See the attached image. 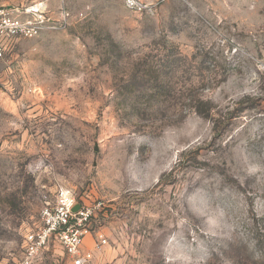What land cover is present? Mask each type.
I'll return each instance as SVG.
<instances>
[{"label": "rangeland", "instance_id": "obj_1", "mask_svg": "<svg viewBox=\"0 0 264 264\" xmlns=\"http://www.w3.org/2000/svg\"><path fill=\"white\" fill-rule=\"evenodd\" d=\"M0 1L58 24L0 57V264L60 188L89 264H264V0Z\"/></svg>", "mask_w": 264, "mask_h": 264}, {"label": "built area", "instance_id": "obj_2", "mask_svg": "<svg viewBox=\"0 0 264 264\" xmlns=\"http://www.w3.org/2000/svg\"><path fill=\"white\" fill-rule=\"evenodd\" d=\"M132 6H142L129 0ZM65 17L63 16V23ZM60 22V25H63ZM57 22L50 15L45 2H34L26 6H15L0 1V57L14 39L33 37L45 28H56ZM79 205L78 210L74 207ZM95 206L78 200L66 188H60L53 201L47 202L41 210L42 223L26 236V256L20 264H32L42 249L52 242H59L72 258L73 264H89L93 252L84 248L85 238L91 232ZM100 244L106 239L99 240Z\"/></svg>", "mask_w": 264, "mask_h": 264}, {"label": "water", "instance_id": "obj_3", "mask_svg": "<svg viewBox=\"0 0 264 264\" xmlns=\"http://www.w3.org/2000/svg\"><path fill=\"white\" fill-rule=\"evenodd\" d=\"M79 209V205H76L75 207H74V210L76 211V210H78Z\"/></svg>", "mask_w": 264, "mask_h": 264}]
</instances>
